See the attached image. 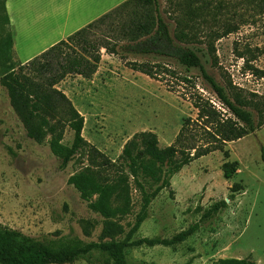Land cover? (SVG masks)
I'll return each mask as SVG.
<instances>
[{"label": "rangeland", "instance_id": "374dc122", "mask_svg": "<svg viewBox=\"0 0 264 264\" xmlns=\"http://www.w3.org/2000/svg\"><path fill=\"white\" fill-rule=\"evenodd\" d=\"M37 1L35 3H39ZM120 1L64 0L68 11L61 12L62 17L51 14L50 18H54L56 24L66 18L76 20V13L83 20ZM217 1L211 0L213 4ZM221 1L227 3L231 11H236L234 15L228 13L223 17L235 31L214 42L215 59L213 64L212 61L204 63L205 69L221 86H226L230 80L244 94L264 97V13L246 7L242 0ZM2 2L0 0V78L20 64L12 49V31L5 23ZM57 3L53 0L50 8L54 9ZM159 4L165 22L173 25L167 0H159ZM23 11L27 18L31 16L29 10L23 8ZM89 12L92 13L87 15ZM27 32V39L39 37L30 38ZM105 33L108 34L107 26L96 32V38ZM49 39H38L35 46ZM36 47L26 49L23 55ZM101 54L97 70L90 78L68 75L55 87L83 117V139L116 163L124 144L137 133L155 134L160 148L173 144L184 120H195L197 115L184 90H171L166 84L129 69L119 57L104 50ZM128 59L141 61L132 56ZM162 61L185 73L175 62ZM189 75L195 88L218 104L199 72L193 70ZM253 119L256 124L254 111ZM48 140L49 136L37 143L27 136L0 83V224L44 244L65 249L126 240L140 209L138 191L131 189L129 214L121 219H104L90 209V200L82 199L67 182L87 165L86 157L77 155L60 170V161L51 153ZM72 140L73 132L66 127L62 143L70 146ZM263 148L264 127L225 145L229 154L227 160L237 162V171L230 179L223 178L221 165L226 159L219 151L192 161L173 175L170 187L150 203L145 220L126 241L125 264H212L224 258L264 264ZM234 184L238 185L236 192L231 189ZM222 201H225L224 206L210 217H204L213 204ZM195 224L196 230L181 243L134 245L144 238L171 240ZM118 227L122 233L118 232ZM68 264H113V260L106 251L94 249Z\"/></svg>", "mask_w": 264, "mask_h": 264}, {"label": "trees", "instance_id": "16d2710c", "mask_svg": "<svg viewBox=\"0 0 264 264\" xmlns=\"http://www.w3.org/2000/svg\"><path fill=\"white\" fill-rule=\"evenodd\" d=\"M167 3L173 25L162 17L159 0H127L27 63L11 67L2 74L0 83L27 136L37 143L49 136L48 146L59 159L60 170L77 155L86 157L87 165L67 182L82 199L90 200L92 211L106 220L123 218L132 209V187L139 193L140 209L126 240L90 243L74 250L44 244L0 224V264H68L94 249L109 253L113 264H125L126 241L145 220L150 203L170 187L173 175L192 161L216 151L226 159L221 165L223 178L230 179L236 173L237 162L227 160L229 154L224 147L264 127V97L244 94L230 80L226 86H221L204 66L209 61L213 64L214 42L235 31L223 17L228 13L234 15L236 11H231L221 0L215 4L211 0H167ZM242 3L264 13V0H242ZM128 8L131 9L127 12ZM1 10L9 25L5 0ZM211 22L215 26H211ZM103 26H107L108 34L96 38V32ZM200 44L205 45L199 47ZM101 50L119 57L129 69L164 83L171 90H184L197 115L195 120H184L173 144L160 148L155 134L137 133L124 144L116 163L83 139V117L55 87L68 75L90 78L101 60ZM130 56L141 61L130 60ZM162 60L175 62L186 74ZM193 70L199 72L224 109H218L195 88L189 75ZM253 111L257 116L256 124ZM66 127L73 132L70 146L62 143ZM262 159L264 161V148ZM231 189L236 192L238 185L234 184ZM224 205L225 201L213 204L204 217H210ZM196 228L195 224L171 240L144 238L134 245L171 246L185 241ZM106 231L110 235V228ZM118 232L123 230L118 227ZM212 264L256 263L224 258Z\"/></svg>", "mask_w": 264, "mask_h": 264}, {"label": "crops", "instance_id": "0c3cea01", "mask_svg": "<svg viewBox=\"0 0 264 264\" xmlns=\"http://www.w3.org/2000/svg\"><path fill=\"white\" fill-rule=\"evenodd\" d=\"M26 1L27 0H5V9L8 16L9 27L12 31V49L17 61L20 64L27 63L57 42L66 39L69 35L85 27L87 24L93 22L105 13L115 9L127 0H122L117 4H113L87 19L80 20L79 16L74 13V18L76 20H70L69 18H66L65 20L57 21L56 24H54V18L51 17L52 20L50 21V16L51 14H53V16L56 14L57 16L62 17L61 12L66 10L68 11V8L66 7L67 4L64 5V0H57L58 3L55 5L54 9L50 8L52 7L51 3H53V0H28V3H26ZM35 1L39 2L40 4L35 3ZM42 3L49 9H44ZM20 7H23L26 11L29 10V14L31 16L27 18V13L24 12L23 8ZM91 13L92 12H89L87 15ZM26 19L27 21L25 22ZM26 23H28V26L25 28L24 26L27 25ZM26 29L29 31L30 38L33 37L35 39L38 35L39 37H37L35 40L27 39L28 32ZM43 32L46 33L40 35V33ZM48 37L50 39L43 43V45H40L39 47L35 46L36 43L39 42L38 39L44 40ZM31 47L36 48L30 49V51L28 50L25 53L27 55H23V52Z\"/></svg>", "mask_w": 264, "mask_h": 264}, {"label": "built area", "instance_id": "2783aa9c", "mask_svg": "<svg viewBox=\"0 0 264 264\" xmlns=\"http://www.w3.org/2000/svg\"><path fill=\"white\" fill-rule=\"evenodd\" d=\"M212 104L214 106H216L218 109H221V104L218 102V104H216L213 100H211ZM220 105V106H219ZM222 110V109H221Z\"/></svg>", "mask_w": 264, "mask_h": 264}]
</instances>
